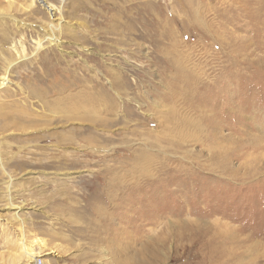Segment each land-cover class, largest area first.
<instances>
[{"label":"rangeland","instance_id":"1","mask_svg":"<svg viewBox=\"0 0 264 264\" xmlns=\"http://www.w3.org/2000/svg\"><path fill=\"white\" fill-rule=\"evenodd\" d=\"M44 1L0 0V264L16 217L42 264H264V0Z\"/></svg>","mask_w":264,"mask_h":264},{"label":"bare ground","instance_id":"2","mask_svg":"<svg viewBox=\"0 0 264 264\" xmlns=\"http://www.w3.org/2000/svg\"><path fill=\"white\" fill-rule=\"evenodd\" d=\"M40 3H42L43 5H45V1L44 0H40ZM46 6V5H45ZM49 10H51V8L49 7V6H46ZM132 16V15H131ZM55 19H58V18H55ZM59 24V23H58ZM157 25V24H156ZM59 29V28H58ZM57 29V30H58ZM55 30H56V28H55V26L52 24V23H48V25H47V27H45V29H44V39L49 43V44H55V45H58L59 44V41H60V39H59V37L57 36V35H55ZM60 35V34H59ZM38 45H40V41L38 42ZM37 79V78H36ZM6 81H7V75L5 74V75H3V76H1L0 77V86L1 85H3V84H5L6 83ZM70 81V80H69ZM49 82V81H48ZM59 83V82H58ZM53 84H55V83H53ZM56 86H58L57 84H56ZM59 86H60V84H59ZM54 86H52V85H50V88H46L47 90H45V93L47 92H49V91H53L54 89H55V87L53 88ZM59 88V87H58ZM61 89H62V87H61ZM63 89H64V87H63ZM43 90V89H42ZM59 90H60V88H59ZM55 91V90H54ZM44 94V93H43ZM72 95H70V99L72 98L71 97ZM63 101V100H62ZM62 101H57V102H52V103H50L49 105H51V106H53L54 108H63V109H65V107H67V108H69V107H71L70 105H68V104H65V105H63V102ZM72 101V100H71ZM73 104H75V103H73ZM77 105H79V104H77ZM77 105L75 104V108H77ZM63 106H65V107H63ZM61 136H63V134L61 135ZM64 137V136H63ZM62 156V155H61ZM51 158V157H50ZM61 158V157H60ZM71 158V157H70ZM48 159V158H47ZM63 159H66L65 157H63ZM50 160V159H49ZM58 161V160H57ZM61 161V160H60ZM69 161V160H68ZM71 161V160H70ZM1 162H2V160H0V165H1ZM59 162V161H58ZM62 162V161H61ZM60 163V162H59ZM68 163V162H67ZM74 163V162H73ZM48 164V163H47ZM61 164V163H60ZM76 164V163H75ZM58 165V164H57ZM67 164H65L64 166H66ZM74 165V164H73ZM52 166V165H51ZM56 166V165H55ZM62 166V165H61ZM70 166V165H69ZM71 167V166H70ZM58 168H59V165H58ZM64 168H66V167H64ZM106 170H108V169H106ZM121 182V181H120ZM122 183V182H121ZM120 183V184H121ZM117 188V187H116ZM126 188V187H125ZM124 188V189H125ZM69 189V188H68ZM118 190V189H117ZM107 191H109V186H108V189H106V192ZM107 197H108V195H107V193H104ZM110 196H111V193H108ZM113 198H114V195H113ZM107 202H108V200H107ZM101 206V205H100ZM9 207H12L13 209H18L19 207L18 206H14L13 204H9ZM8 207V208H9ZM99 207V206H98ZM78 208V207H77ZM95 208V207H94ZM97 208V207H96ZM100 208V207H99ZM67 209V208H66ZM70 209V208H69ZM19 210V209H18ZM73 210V209H72ZM71 210V211H72ZM74 211V210H73ZM68 212V211H67ZM85 212V211H84ZM17 213H18V211H17ZM17 218V220H18V222H19V225H20V228H21V237H20V239H21V243H22V245H21V253H22V255L26 258L25 260V263L24 264H37V258H38V256H39V254H37V253H34L32 250H31V248H29V247H27L26 245H25V243H26V238H25V233H24V230H23V221H22V219H20L19 217H16ZM92 228V227H91ZM37 241V240H36ZM39 243H41L40 241H39Z\"/></svg>","mask_w":264,"mask_h":264},{"label":"built area","instance_id":"3","mask_svg":"<svg viewBox=\"0 0 264 264\" xmlns=\"http://www.w3.org/2000/svg\"><path fill=\"white\" fill-rule=\"evenodd\" d=\"M37 264H42L40 259H37Z\"/></svg>","mask_w":264,"mask_h":264}]
</instances>
